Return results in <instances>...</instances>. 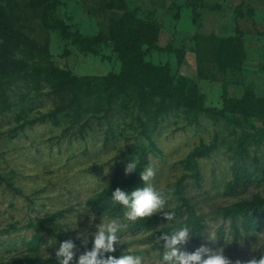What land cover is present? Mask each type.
Returning a JSON list of instances; mask_svg holds the SVG:
<instances>
[{
	"label": "rangeland",
	"instance_id": "obj_1",
	"mask_svg": "<svg viewBox=\"0 0 264 264\" xmlns=\"http://www.w3.org/2000/svg\"><path fill=\"white\" fill-rule=\"evenodd\" d=\"M0 10L21 39L0 38V55L16 48L14 59L29 67L0 74L8 97L7 109L0 105V264H60L56 251L67 240L78 264L103 217L122 225L105 257L161 264L168 249L160 231L172 226L189 229L179 250L206 248L203 259L221 250L233 264L264 255V215L247 207L264 200V119L243 103L264 99V0H0ZM57 24L105 43L93 55ZM237 27L245 60L224 68L219 54ZM38 55L66 92L32 84ZM165 67L190 106L156 87ZM148 165L150 183L179 216L135 231L146 218L129 220L127 209L117 218L102 200Z\"/></svg>",
	"mask_w": 264,
	"mask_h": 264
},
{
	"label": "trees",
	"instance_id": "obj_2",
	"mask_svg": "<svg viewBox=\"0 0 264 264\" xmlns=\"http://www.w3.org/2000/svg\"><path fill=\"white\" fill-rule=\"evenodd\" d=\"M239 17H243V14L238 13ZM57 28L62 31V35L66 38L74 37L75 43L81 47L84 51L91 53L93 55H98L97 47L101 44L105 43V39L102 36H96L91 38H86L82 36L80 33L76 32L74 34H70L67 31V28L62 27L60 24H57ZM237 35L234 37H230L226 39L223 43L224 46L222 47V50L219 54L220 56V64L224 68H231L235 69L240 67L244 60H245V41L243 40V32L237 27L236 28ZM0 38L3 39V42H5L8 45H16L20 43V37L11 28L10 21L5 16L4 12L0 10ZM4 54L0 55V60H2V66L0 68V74L5 75L7 72L10 71L8 75H12L15 73L16 70L21 68H28V65L25 61H17L14 59V52H16V48L12 51H8L4 49ZM8 51V54L6 52ZM178 54V64L181 66L184 63L185 60V53L183 50L177 51ZM37 59L39 61L38 64H36L34 67H32L33 76H32V84L35 86H38L41 82H45L49 84L53 89H55V94L61 95L62 92H66L63 87V83L61 86H58L57 83H54L51 79L52 77V68L48 66L47 60L48 58L45 56H37ZM9 64V65H7ZM1 75L0 77V84H3V80L5 78ZM42 75V78H40ZM46 77V78H44ZM60 79L62 82H64V78H57ZM185 81V80H184ZM154 83L156 87H161L163 89L162 93L163 95L168 99H175L177 96L180 97L176 92L172 90L173 85V79H169V70L168 67H165L161 70V75L159 78L154 79ZM183 83V82H181ZM183 86L186 87V83H183ZM26 97V96H24ZM8 99L6 90H3L0 88V105H3L4 109H7V103L6 100ZM181 106H190L191 102L186 99L185 97H180ZM77 100L76 102H78ZM243 103L247 105L248 113L251 117H255L257 119H264V99L262 101H258L256 103H252L248 101L247 99L243 100ZM143 171L142 168H139L137 170L136 175L126 184L122 185L120 187H116L114 190H112L108 195H105L103 197L104 203V209L109 210L112 215H115L117 218L123 217L125 213V207L123 205H120L112 200V193L116 189H121L125 192H132L133 190L144 186V181L141 179L140 173ZM249 181L248 176H244L243 178L239 179L238 186H242L246 184V182ZM114 204L112 205V203ZM247 207L254 208L256 213H260L261 215H264V200L255 201L247 204ZM178 212H176V216L173 220L169 221L164 217L163 214L153 216L150 218L142 219L137 222H135L132 225V229L135 231L139 230H154L158 226L164 225L168 222L174 221L178 217ZM191 223L190 226L194 227L195 233H201L203 226L199 223V219L195 217L194 215L190 214V220ZM173 230H176L175 226L172 227H164L160 234L164 236L165 234H171ZM179 246V245H178ZM177 246V247H178ZM165 241L163 242V249H165Z\"/></svg>",
	"mask_w": 264,
	"mask_h": 264
},
{
	"label": "clouds",
	"instance_id": "obj_3",
	"mask_svg": "<svg viewBox=\"0 0 264 264\" xmlns=\"http://www.w3.org/2000/svg\"><path fill=\"white\" fill-rule=\"evenodd\" d=\"M136 168V162L130 163L126 168V172L131 173ZM155 175L156 170L148 165L140 173L144 186L130 193L119 188L112 193V200L127 209L126 216L129 220L136 221L142 218H150L157 213H163L169 221L175 218V209L166 204L165 197L150 183ZM121 230L122 225L118 219L103 217L93 236L92 250L82 254L79 257L78 264H143L140 255L122 254L119 258L113 255L104 256V253L115 252V245L120 240L119 233ZM188 238V227H181L173 230L171 234H165L163 239L168 251L164 253L161 264H233L223 254L222 250L211 253L206 259L202 258V254L207 253L209 250L203 247L194 253L181 252L177 246L185 243ZM73 249L74 243L71 240L60 244L59 249L56 251V258L60 261V264H70L74 256ZM235 264H264V255L259 259L252 258L246 262L237 260Z\"/></svg>",
	"mask_w": 264,
	"mask_h": 264
}]
</instances>
